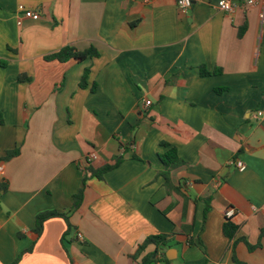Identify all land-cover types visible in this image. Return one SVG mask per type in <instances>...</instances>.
<instances>
[{
  "label": "crops",
  "instance_id": "1",
  "mask_svg": "<svg viewBox=\"0 0 264 264\" xmlns=\"http://www.w3.org/2000/svg\"><path fill=\"white\" fill-rule=\"evenodd\" d=\"M220 1L183 13L175 0H0V158L20 149L0 162V264H139L152 234L173 236L171 264H231L234 243L241 262L264 264V239L255 250L240 240L264 228V0ZM67 45L98 54L46 59ZM172 146L183 162L168 185L160 154ZM121 156L83 185L84 167ZM50 210L71 229L53 217L38 235ZM198 222L201 244L189 242ZM161 256L152 264H168Z\"/></svg>",
  "mask_w": 264,
  "mask_h": 264
},
{
  "label": "trees",
  "instance_id": "2",
  "mask_svg": "<svg viewBox=\"0 0 264 264\" xmlns=\"http://www.w3.org/2000/svg\"><path fill=\"white\" fill-rule=\"evenodd\" d=\"M243 30L244 29H242L241 32H243ZM97 54H98V50L94 46H91L84 51H79L74 46L67 45L65 47H62L60 50L47 55L46 59L58 60L61 62H65L69 59H75L77 61H82L85 58H87L88 56H95ZM200 72L202 73V75H208L211 73L208 70H206L204 67L200 68ZM88 73H89V68H86L84 73H83L82 79L80 81L81 87L86 86V84H87L86 79H87ZM3 122H4L3 115L0 111V124H2ZM163 145L169 146L168 143H166V142H163ZM19 152H20L19 148H14L12 150H8L5 154V156L0 158V162L6 161V160L16 156L17 154H19ZM160 158L164 164V170L162 171V174L165 176L166 182L169 185L170 184V182H169L170 172L173 169H175L176 167H178L183 162V160L178 155L177 148L173 147V146L168 148V150L166 152L160 154ZM121 161H122V156L121 157H115L113 163L104 164L98 168H92L91 165L84 167L83 185L85 186L87 180L92 176H97V177L101 178L105 172L112 170L113 168L118 166ZM7 187H8L7 182L0 180V191H5L7 189ZM83 188L84 187H82L80 189V191L74 196V207H73L74 209H76L80 204V200L82 198V193H83ZM207 210H208V207L206 208L205 212H207ZM53 217L63 218L67 224L68 229L69 230L71 229L72 224L69 220V213L60 212L57 210H50V211L41 212L36 216L35 232L38 235L41 234L43 231L45 222L48 219L53 218ZM205 217H206V215H204V219H205ZM233 217L234 216L228 217L225 213V221L223 224L224 234L230 239H234L236 237V235L238 234V231L240 229V224L236 223L233 220ZM189 229H190L189 230L190 232L192 231L196 234L195 235L196 237L194 238L192 236L189 239V242H196L197 244H201V240L199 238V233L202 231L203 226L200 225L198 222V223H194L192 226H190ZM262 239H264V228L261 229L259 240L256 243L253 244V243L249 242L248 239L245 237H242L240 240L245 242V244L247 245L249 250H255V249L262 246V242H261ZM173 242H174L173 236H166V235H162V234L149 235L145 238V240L141 244H139L137 252H136L134 257L135 258L139 257L148 245L154 244L155 245L154 252L143 257L142 262L139 264H152L154 261H156V260L151 258V256L154 253L162 255L161 256L162 260L168 262V264H171L170 261L167 260V258L165 257V254L163 253V251L166 248L171 247L173 245ZM233 251H234V254H233L234 262H236L237 264H244L243 262H241L237 258L236 254H235V243H234ZM16 262H14L13 264H16Z\"/></svg>",
  "mask_w": 264,
  "mask_h": 264
},
{
  "label": "built area",
  "instance_id": "3",
  "mask_svg": "<svg viewBox=\"0 0 264 264\" xmlns=\"http://www.w3.org/2000/svg\"><path fill=\"white\" fill-rule=\"evenodd\" d=\"M178 8L180 9L181 12L186 13L187 11H189L192 7L193 4V0H175ZM258 0H246V4L247 5H253L257 2ZM219 7L225 11H233L234 10V5L231 1L229 0H221L219 2ZM19 9L24 13V15L26 16H30L34 19H38L39 18V14L31 9H26L23 5L19 6ZM263 15V14H262ZM150 100L146 101V104H150ZM263 112L262 111H258L257 116H262ZM97 157L96 153H91L88 155L87 157V161L88 162H92L95 158ZM232 164L235 165L239 170H244L246 168V163L244 162V160L242 159H234L232 160ZM2 167L0 166V171H1ZM263 210H264V205L262 206ZM226 215L228 217H232L235 215L236 211L234 209V207H229L226 210ZM78 238L83 239V235L82 233L78 234ZM74 264H81L80 262L76 261L74 262ZM231 264H237L236 262H232Z\"/></svg>",
  "mask_w": 264,
  "mask_h": 264
}]
</instances>
